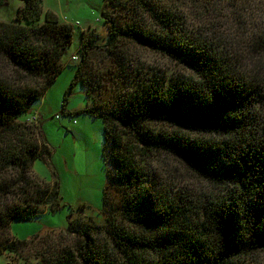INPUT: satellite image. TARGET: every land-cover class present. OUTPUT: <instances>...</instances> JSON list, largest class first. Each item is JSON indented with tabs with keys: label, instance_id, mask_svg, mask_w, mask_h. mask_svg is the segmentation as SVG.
<instances>
[{
	"label": "trees",
	"instance_id": "1",
	"mask_svg": "<svg viewBox=\"0 0 264 264\" xmlns=\"http://www.w3.org/2000/svg\"><path fill=\"white\" fill-rule=\"evenodd\" d=\"M22 1L12 21L0 20V253L18 258L29 248L43 264H236L264 246V0H105L107 36L96 46L83 34L70 89L82 82L94 103L83 66L95 47L108 61L121 38L167 56L173 71L131 66L126 88L110 94L115 107L81 111L104 123V223L80 205L66 228L21 240L13 221L64 206L56 172L50 184L31 169L52 150L30 123L73 39L54 12L40 21L42 0ZM182 125L198 135L184 137ZM182 164L191 178L237 188L200 212V223L178 202L199 204L200 187L173 193Z\"/></svg>",
	"mask_w": 264,
	"mask_h": 264
},
{
	"label": "rangeland",
	"instance_id": "2",
	"mask_svg": "<svg viewBox=\"0 0 264 264\" xmlns=\"http://www.w3.org/2000/svg\"><path fill=\"white\" fill-rule=\"evenodd\" d=\"M123 1L128 3L127 0ZM22 4V0H7L6 4L0 8V20L12 21ZM105 4V0H42L43 13L40 21H44L47 12H54L61 22L71 24L73 39L68 53L62 58L64 64L68 65H65L46 90L42 101L33 105L34 111L40 114V120H36L32 116L31 120L35 121L30 124L34 127L41 124L52 155L50 160L45 156L36 159L32 163L31 169L39 180L50 184H53L54 171L56 172L64 206L55 212L45 211L32 219L13 221L11 234L18 239H28L37 234L45 235L52 229L66 228L68 216L74 211L78 213L80 205L86 206L82 213L86 219L91 217L97 223H104L102 214L106 183V169L102 157L104 123L102 119L91 117L81 111L85 110L87 105H94L98 109H104L107 105L115 107L114 99L112 100L110 94L114 88L116 90L113 94L126 88V84L131 78V66L132 68L134 66L141 68L142 66H153L162 69L161 66L167 65V70L173 71L172 60L167 56L150 47L136 45L121 38L117 51L114 52L112 49L108 61H105L106 54H101L103 52L95 47L91 49V59L83 66L82 77L85 78L93 92L95 102L87 100L82 82L78 81L70 89L77 70L76 62L80 59L78 49L81 47L83 34L86 37L96 36L99 38L94 43L96 46L102 45L107 36L108 31L102 15ZM127 8L125 7L121 14H126ZM118 12L120 11L112 13L113 19L115 18L117 22ZM119 20L124 23L123 19ZM109 66H112V69L108 72ZM146 70L149 71L148 68ZM105 75L106 79L100 82L96 88V79ZM139 78L140 76L134 75L133 80ZM68 89L70 91L67 93ZM69 112L73 115L70 116ZM261 115L256 123L259 128L263 126ZM181 127V134L184 137L193 139L198 135L197 129L185 125ZM2 146H4L3 143ZM155 165L156 163L153 166ZM111 170L113 171V168ZM191 175V169L182 164L178 171L179 181L173 182L175 185L173 193L175 190L181 197L188 189V185H192L195 190L200 187L202 196L204 194L206 196L199 204L185 201L188 209L183 200H178L182 215L187 216L194 223H200V212L202 213L210 207L221 193H235L237 188L234 185L221 187L209 180L204 181L198 177L191 178ZM212 185H216V188H212ZM30 262L43 264L41 259L36 258L29 248L23 250L18 258L7 253H0V264H28ZM236 264H264V246L261 245L248 255L241 257Z\"/></svg>",
	"mask_w": 264,
	"mask_h": 264
},
{
	"label": "crops",
	"instance_id": "3",
	"mask_svg": "<svg viewBox=\"0 0 264 264\" xmlns=\"http://www.w3.org/2000/svg\"><path fill=\"white\" fill-rule=\"evenodd\" d=\"M40 119V114L36 112L35 114Z\"/></svg>",
	"mask_w": 264,
	"mask_h": 264
},
{
	"label": "built area",
	"instance_id": "4",
	"mask_svg": "<svg viewBox=\"0 0 264 264\" xmlns=\"http://www.w3.org/2000/svg\"><path fill=\"white\" fill-rule=\"evenodd\" d=\"M74 58H75V56H74Z\"/></svg>",
	"mask_w": 264,
	"mask_h": 264
}]
</instances>
